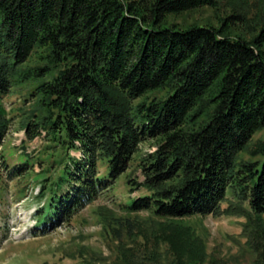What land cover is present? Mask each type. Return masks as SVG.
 <instances>
[{"label":"trees","instance_id":"16d2710c","mask_svg":"<svg viewBox=\"0 0 264 264\" xmlns=\"http://www.w3.org/2000/svg\"><path fill=\"white\" fill-rule=\"evenodd\" d=\"M203 6L218 1L0 0V147L4 99L22 88L26 136L45 132L46 146L37 162L23 150L10 174L36 181L42 166V233L108 190L148 141L133 213L219 214L232 197L264 215V141L241 156L264 129V14L237 5L219 26L168 23Z\"/></svg>","mask_w":264,"mask_h":264},{"label":"rangeland","instance_id":"374dc122","mask_svg":"<svg viewBox=\"0 0 264 264\" xmlns=\"http://www.w3.org/2000/svg\"><path fill=\"white\" fill-rule=\"evenodd\" d=\"M217 1V10L203 6L170 16L168 23L219 26V17L227 16L237 5L252 11L253 16L264 14V0ZM26 92L15 87L4 99L12 122L0 147V264H258L264 260V215L255 216L248 202L242 204L243 210L229 197L219 214L174 221L146 210H130L129 204L145 195L138 185L143 181L138 164L155 149L150 141L141 144L128 171L108 190L70 220L42 233L36 228L38 210L48 202V197L39 194L46 177L40 175L42 166H34L39 175L36 181L10 174L23 150L37 162L46 146L43 136L28 140L21 123L25 117L21 114L33 105ZM262 141L264 129L253 136L241 156L250 158V150ZM48 165L46 162L44 167ZM106 175V165L100 164V176ZM129 179L137 183L129 184Z\"/></svg>","mask_w":264,"mask_h":264}]
</instances>
